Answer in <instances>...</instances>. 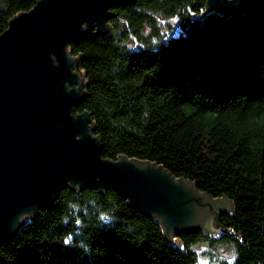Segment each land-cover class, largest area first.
<instances>
[{"label": "trees", "instance_id": "obj_1", "mask_svg": "<svg viewBox=\"0 0 264 264\" xmlns=\"http://www.w3.org/2000/svg\"><path fill=\"white\" fill-rule=\"evenodd\" d=\"M35 0H0V33ZM69 45L104 156L154 162L234 203L220 225L171 241L116 190L65 187L0 245V264H200L196 245H229L220 264H264V0L246 14L207 0H137Z\"/></svg>", "mask_w": 264, "mask_h": 264}, {"label": "water", "instance_id": "obj_2", "mask_svg": "<svg viewBox=\"0 0 264 264\" xmlns=\"http://www.w3.org/2000/svg\"><path fill=\"white\" fill-rule=\"evenodd\" d=\"M137 0H35L0 33V245L55 202L65 187L116 190L156 218L166 236L228 230L218 217L234 213L226 196L154 162L104 156L93 118L80 111L85 78L69 45L102 31L116 6ZM260 0H207L208 8L246 14ZM175 237V238H174Z\"/></svg>", "mask_w": 264, "mask_h": 264}, {"label": "rangeland", "instance_id": "obj_3", "mask_svg": "<svg viewBox=\"0 0 264 264\" xmlns=\"http://www.w3.org/2000/svg\"><path fill=\"white\" fill-rule=\"evenodd\" d=\"M232 248L229 245L212 247L207 243H199L196 245L200 264H220L221 261L232 262L235 257V252Z\"/></svg>", "mask_w": 264, "mask_h": 264}, {"label": "flooded vegetation", "instance_id": "obj_4", "mask_svg": "<svg viewBox=\"0 0 264 264\" xmlns=\"http://www.w3.org/2000/svg\"><path fill=\"white\" fill-rule=\"evenodd\" d=\"M222 216H223V215H220V216L218 217V219H220ZM218 223H220V222H218ZM203 231H205V230H203Z\"/></svg>", "mask_w": 264, "mask_h": 264}]
</instances>
